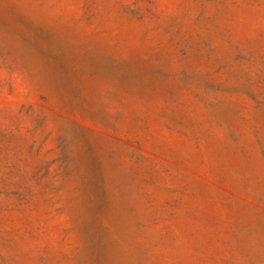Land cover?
Returning a JSON list of instances; mask_svg holds the SVG:
<instances>
[{
	"label": "rangeland",
	"instance_id": "374dc122",
	"mask_svg": "<svg viewBox=\"0 0 264 264\" xmlns=\"http://www.w3.org/2000/svg\"><path fill=\"white\" fill-rule=\"evenodd\" d=\"M0 264H264V0H0Z\"/></svg>",
	"mask_w": 264,
	"mask_h": 264
}]
</instances>
